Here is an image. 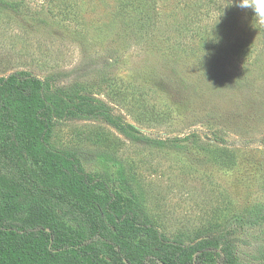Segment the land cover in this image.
Masks as SVG:
<instances>
[{
  "label": "rangeland",
  "instance_id": "374dc122",
  "mask_svg": "<svg viewBox=\"0 0 264 264\" xmlns=\"http://www.w3.org/2000/svg\"><path fill=\"white\" fill-rule=\"evenodd\" d=\"M19 1L18 11L0 10V76L27 71L64 95L96 98L142 134L106 117L55 118L47 145L124 197L135 181L171 240L223 232L239 264H264V25L251 9L239 0Z\"/></svg>",
  "mask_w": 264,
  "mask_h": 264
},
{
  "label": "trees",
  "instance_id": "16d2710c",
  "mask_svg": "<svg viewBox=\"0 0 264 264\" xmlns=\"http://www.w3.org/2000/svg\"><path fill=\"white\" fill-rule=\"evenodd\" d=\"M20 3L0 0V10L18 11ZM7 95L29 106L15 108ZM74 116L106 117L126 134L142 137L134 123L96 98L64 95L27 71L0 76V264H239L228 234L206 230L188 242L180 234L171 240L146 210L135 181L127 180L131 197H124L50 148L53 119ZM215 139L227 143L217 134ZM28 153L45 177L30 165ZM27 209V217L17 216ZM141 231L144 239L129 241Z\"/></svg>",
  "mask_w": 264,
  "mask_h": 264
},
{
  "label": "clouds",
  "instance_id": "9594fccd",
  "mask_svg": "<svg viewBox=\"0 0 264 264\" xmlns=\"http://www.w3.org/2000/svg\"><path fill=\"white\" fill-rule=\"evenodd\" d=\"M239 6L244 9H251L254 13L253 24L264 25V0H239Z\"/></svg>",
  "mask_w": 264,
  "mask_h": 264
}]
</instances>
